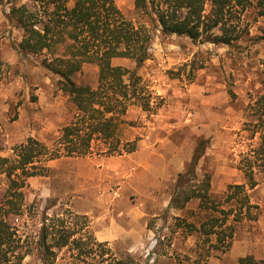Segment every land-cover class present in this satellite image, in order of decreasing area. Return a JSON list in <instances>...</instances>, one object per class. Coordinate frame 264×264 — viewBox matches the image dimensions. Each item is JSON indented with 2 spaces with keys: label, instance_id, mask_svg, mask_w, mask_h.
<instances>
[{
  "label": "rangeland",
  "instance_id": "1",
  "mask_svg": "<svg viewBox=\"0 0 264 264\" xmlns=\"http://www.w3.org/2000/svg\"><path fill=\"white\" fill-rule=\"evenodd\" d=\"M161 1L147 0L148 15L136 9V0H115L128 20L153 36L140 68L129 59L112 62L136 74L138 97L119 125L122 144L136 142V151L107 155L111 140L96 138L92 155L41 163L47 171L27 180L24 215L11 220L21 241L0 264H264V162L256 154L264 120V17L253 9L244 14L238 45L194 42L157 28ZM8 11L0 6L1 157H11L29 138L54 145L77 114L58 88L59 77L42 66L44 55L19 52L23 32L8 21ZM98 75V67L86 64L75 80L97 88ZM200 143L196 174L210 176L211 196L224 203L229 185L244 184L258 206L251 210L256 219L233 223L229 250L210 257L216 237L206 242L199 231L210 212L196 199L184 209L169 208L176 180ZM248 172L257 183L253 189ZM8 186L1 176L0 198ZM44 211L48 224L59 227L62 220L73 234L67 247L46 255L39 243Z\"/></svg>",
  "mask_w": 264,
  "mask_h": 264
},
{
  "label": "trees",
  "instance_id": "2",
  "mask_svg": "<svg viewBox=\"0 0 264 264\" xmlns=\"http://www.w3.org/2000/svg\"><path fill=\"white\" fill-rule=\"evenodd\" d=\"M0 6L8 8V21L23 32L19 52L24 56L44 55L42 66L59 77V90L69 96L77 112L54 145L29 138L13 149L11 157L0 156V177L9 180L6 193L0 198V261H7L8 253L15 251L16 241L18 244L21 241V238L16 240L17 231L11 220L24 215L27 180L47 171L41 163L92 155L96 138L111 140L107 155L136 151V142L123 145L119 136L121 117L126 114L129 102L138 97L136 74L112 62L129 59L140 68L150 57L153 36L148 28L135 26L128 20L115 0H0ZM136 9L150 15L147 0H136ZM251 9L264 17V0H162L154 20L166 36H185L194 42L231 47L244 37L243 16ZM86 64L99 69L97 88L75 80ZM259 102L264 116V96ZM261 121L256 154L264 162V120ZM203 145L200 143L187 170L179 174L169 208L184 209L196 199L199 209L210 212L199 230L206 242L216 237L211 245L213 249L206 253L210 257L211 253L219 255L229 250L236 229L233 223L244 218L256 219L258 213L252 214L251 210L258 206L251 204L247 187L242 184L228 186L224 203L232 204L228 210L221 208L224 203L210 194V176L200 178L196 174ZM3 150L4 142L0 139V154ZM248 176V186L253 189L257 183L250 172ZM43 216L39 241L43 254L52 253L53 247H67L73 234L64 222L59 220L62 225L52 226L47 223L50 220L47 211ZM56 229H61L58 237Z\"/></svg>",
  "mask_w": 264,
  "mask_h": 264
}]
</instances>
